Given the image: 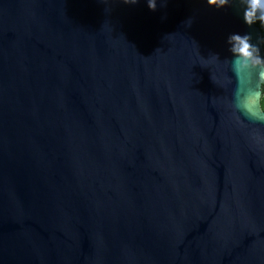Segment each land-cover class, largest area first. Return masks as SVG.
Returning <instances> with one entry per match:
<instances>
[{
	"label": "water",
	"instance_id": "1",
	"mask_svg": "<svg viewBox=\"0 0 264 264\" xmlns=\"http://www.w3.org/2000/svg\"><path fill=\"white\" fill-rule=\"evenodd\" d=\"M124 2L0 0V264H264L258 83L224 61L261 30Z\"/></svg>",
	"mask_w": 264,
	"mask_h": 264
},
{
	"label": "clouds",
	"instance_id": "2",
	"mask_svg": "<svg viewBox=\"0 0 264 264\" xmlns=\"http://www.w3.org/2000/svg\"><path fill=\"white\" fill-rule=\"evenodd\" d=\"M243 5L242 17L249 28L259 24L264 29V0H240ZM126 4H137L139 0H125ZM149 9L155 11L157 0H147ZM207 4L217 9L229 6V0H207ZM192 21L188 20V26ZM229 52L231 59L224 61L230 63L233 70H243L250 74H255L258 86L254 88L246 98V106L243 111L252 119L264 123L260 117L264 116V88L259 87L264 84V53H262L259 43H253L251 33H233L228 37ZM220 60L218 54L211 55Z\"/></svg>",
	"mask_w": 264,
	"mask_h": 264
},
{
	"label": "trees",
	"instance_id": "3",
	"mask_svg": "<svg viewBox=\"0 0 264 264\" xmlns=\"http://www.w3.org/2000/svg\"><path fill=\"white\" fill-rule=\"evenodd\" d=\"M260 30H261V34H262V46H263V50H264V29H262L259 24L256 25ZM264 88V87H263Z\"/></svg>",
	"mask_w": 264,
	"mask_h": 264
}]
</instances>
